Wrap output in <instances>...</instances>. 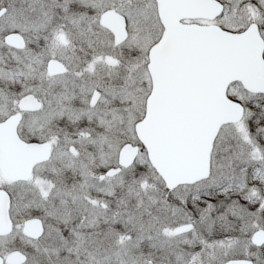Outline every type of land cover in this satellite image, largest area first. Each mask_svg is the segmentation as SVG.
I'll use <instances>...</instances> for the list:
<instances>
[{
	"label": "snow or ice",
	"instance_id": "1",
	"mask_svg": "<svg viewBox=\"0 0 264 264\" xmlns=\"http://www.w3.org/2000/svg\"><path fill=\"white\" fill-rule=\"evenodd\" d=\"M0 264H264V0H0Z\"/></svg>",
	"mask_w": 264,
	"mask_h": 264
}]
</instances>
